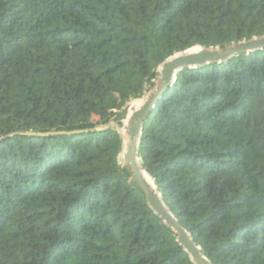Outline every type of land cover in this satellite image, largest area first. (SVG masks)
<instances>
[{"label": "trees", "instance_id": "trees-1", "mask_svg": "<svg viewBox=\"0 0 264 264\" xmlns=\"http://www.w3.org/2000/svg\"><path fill=\"white\" fill-rule=\"evenodd\" d=\"M263 36L264 0H0V264H193L103 128L173 55ZM138 158L210 264H264V48L182 68Z\"/></svg>", "mask_w": 264, "mask_h": 264}, {"label": "water", "instance_id": "water-1", "mask_svg": "<svg viewBox=\"0 0 264 264\" xmlns=\"http://www.w3.org/2000/svg\"><path fill=\"white\" fill-rule=\"evenodd\" d=\"M262 48H264V36L260 38H253L247 42L244 41L231 45L224 50H219L218 48L206 49L202 47H193L187 51L173 55L160 65L157 70L158 81L152 89L151 94L144 101L142 106L130 116L127 123L126 137L124 138L121 136L119 126L116 123H109L103 128H113L118 134L121 140V150H124L122 159L125 167L130 173L131 182L143 193L145 202L153 214L160 218L163 224L170 228L177 236V243L181 246L183 251L189 255L193 264L210 263L200 253L199 247L193 243L189 233L179 225L174 216L167 210L156 187L152 188L145 179L146 173L142 170L140 160L138 158V146L143 130V124L151 114L157 100L162 96L164 91L169 89L170 85L175 80L176 74L182 68H191L197 65L201 66L209 62L223 61L236 53L249 52L254 49ZM191 50L196 51L189 53Z\"/></svg>", "mask_w": 264, "mask_h": 264}, {"label": "bare ground", "instance_id": "bare-ground-1", "mask_svg": "<svg viewBox=\"0 0 264 264\" xmlns=\"http://www.w3.org/2000/svg\"><path fill=\"white\" fill-rule=\"evenodd\" d=\"M195 51L196 50H191L189 53H193ZM150 94H151V92L143 100L133 101L130 104V106H129V112H128V117H127V119H126V121L124 123V127L122 129L119 128V132H120L121 136H123L124 138L127 135V132H126V130H127V123H128V120H129L130 116L142 106V104L149 97ZM123 152H124V150L122 149L121 150V153H120V157H121L120 159H121L122 164L124 165V162H123V159H122ZM145 179L151 185L152 188L155 187L154 184H153V182L151 181L150 177L147 174H145Z\"/></svg>", "mask_w": 264, "mask_h": 264}, {"label": "rangeland", "instance_id": "rangeland-1", "mask_svg": "<svg viewBox=\"0 0 264 264\" xmlns=\"http://www.w3.org/2000/svg\"><path fill=\"white\" fill-rule=\"evenodd\" d=\"M157 81H158V80L155 81V85H156ZM151 91H152V90H150L149 92H146L145 94H148V93H150ZM127 107H128V106L125 107L126 110H127ZM110 123H115V122L113 121V122H110ZM122 167H125V165H123Z\"/></svg>", "mask_w": 264, "mask_h": 264}]
</instances>
